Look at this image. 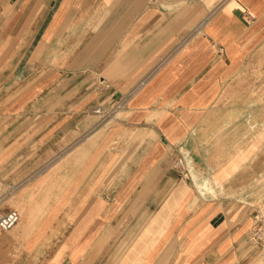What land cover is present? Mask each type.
Here are the masks:
<instances>
[{"label": "crops", "instance_id": "obj_1", "mask_svg": "<svg viewBox=\"0 0 264 264\" xmlns=\"http://www.w3.org/2000/svg\"><path fill=\"white\" fill-rule=\"evenodd\" d=\"M262 187L264 0H0V264H252Z\"/></svg>", "mask_w": 264, "mask_h": 264}, {"label": "rangeland", "instance_id": "obj_2", "mask_svg": "<svg viewBox=\"0 0 264 264\" xmlns=\"http://www.w3.org/2000/svg\"><path fill=\"white\" fill-rule=\"evenodd\" d=\"M2 24V23H1ZM184 157V156H181ZM187 161V165L190 171V175L188 177H184L185 179L191 177L192 175V163L191 161L184 157ZM178 159V158H177ZM263 186V185H262ZM206 192V191H205ZM260 195H257L255 198V207H256V214L258 216V226L255 229V233L251 236V239H253L255 245V261L252 264H264V190L263 187L261 188V191L259 192ZM263 228V229H262Z\"/></svg>", "mask_w": 264, "mask_h": 264}, {"label": "built area", "instance_id": "obj_3", "mask_svg": "<svg viewBox=\"0 0 264 264\" xmlns=\"http://www.w3.org/2000/svg\"><path fill=\"white\" fill-rule=\"evenodd\" d=\"M245 14H246L247 18H249L250 20L256 19V15L250 10H247ZM143 83H144V80L141 81V83L138 86H136L129 93V95L132 94ZM126 99H127V97L125 99H123V102ZM174 166L181 171L182 176L188 177L190 175V171H189V168L187 165V161L184 157H179L175 161ZM20 219H21V212L18 209H11V210L7 211L6 213L0 215V227H1V229L5 230V231L11 230L12 228H14L19 223Z\"/></svg>", "mask_w": 264, "mask_h": 264}, {"label": "bare ground", "instance_id": "obj_4", "mask_svg": "<svg viewBox=\"0 0 264 264\" xmlns=\"http://www.w3.org/2000/svg\"><path fill=\"white\" fill-rule=\"evenodd\" d=\"M161 264H167V263H161Z\"/></svg>", "mask_w": 264, "mask_h": 264}]
</instances>
